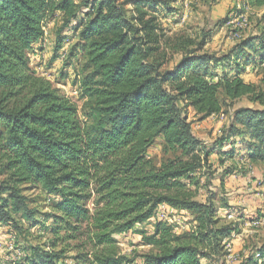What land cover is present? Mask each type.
<instances>
[{
	"label": "trees",
	"instance_id": "16d2710c",
	"mask_svg": "<svg viewBox=\"0 0 264 264\" xmlns=\"http://www.w3.org/2000/svg\"><path fill=\"white\" fill-rule=\"evenodd\" d=\"M242 3L264 9V0ZM170 17H176L174 9L156 0H0V224L6 231L23 233L22 222L43 226L22 193L23 186H33L53 197L54 233L71 224L73 234L90 236V257L75 264H134L118 256L115 238L136 233L134 227L154 218L161 204L196 216L192 241L198 244L156 221L149 237L136 233L154 249L140 256L142 264H203L219 255L220 243L236 231L217 229L219 208L195 200L202 182L196 173L211 156L220 166L234 158L238 145V156L264 167V94L243 79L264 65V31L223 54L203 53L206 36L194 50L192 41L183 40L169 49L159 21ZM56 19L52 60L70 42L76 43L70 51L78 46L85 60V76L76 81L86 99L83 123L77 106L30 67ZM168 50L181 56L163 69ZM242 98L260 107L234 109L221 135L202 147L182 109L202 122L220 118L224 106ZM158 138L179 157L157 165L148 159ZM231 173L225 169L220 178L224 182ZM231 208L223 203L221 209L235 216ZM29 251L28 264H67L53 246ZM258 253L243 264H264V247Z\"/></svg>",
	"mask_w": 264,
	"mask_h": 264
},
{
	"label": "rangeland",
	"instance_id": "374dc122",
	"mask_svg": "<svg viewBox=\"0 0 264 264\" xmlns=\"http://www.w3.org/2000/svg\"><path fill=\"white\" fill-rule=\"evenodd\" d=\"M156 1L169 5L175 11L176 17L159 21L160 27L164 31L165 39L170 41L167 45L169 49L174 43L183 40L192 41L194 46L189 48V50H194L203 37L206 36L204 39L208 43L203 53L216 55L217 53L229 51L238 41L257 37L261 31H264V9H246L243 7L242 0ZM185 2L189 4L187 8L184 6ZM59 26L60 21L58 19L48 25L43 49L38 52V59L30 56V67L52 83L60 95L69 98L77 106L78 117L83 123L87 119L88 111L85 108L86 99L83 100L77 92L76 81H82L85 76V60L83 59L82 50H79L78 46L74 52L70 51L71 47L76 44L74 42H70L60 58L56 61L52 60L55 31ZM165 53L167 63L163 69H171L180 59L181 54L171 52V50ZM70 55L73 56L71 57ZM246 81L252 82L251 84L255 87L256 92L264 94V65L260 66L258 71ZM219 99L223 102L222 94L219 95ZM179 106L183 108L181 103ZM241 107L260 106L252 103L248 98H242L234 102L232 107H223L225 115L223 120L216 117L207 119L204 123L198 120L191 109L183 108L182 110L191 125L193 136L202 143V147H209L216 139L215 129L217 126L221 133L225 128L229 113ZM179 155L178 152L166 150L162 138H158L148 150L147 157L157 165L161 162L173 160ZM199 155L203 158V152H200ZM218 166H220L218 158L216 160L215 157H210L208 164H203V168L197 171L196 175L201 176L202 182L196 188L197 190L194 191L196 194L195 200L201 204L212 203L216 208H219L218 213L214 217L217 229L231 227L236 232L220 243L218 256L203 258L202 263L243 264L249 257L255 256L264 247V180L257 182L256 189L258 190H254L250 195L258 196L253 202L252 212H248L244 203L239 204L237 202L239 196L230 192L229 183L226 182L227 179L223 182L222 178H220L223 175V170L220 173H216ZM242 171L244 170H240V172ZM4 180L5 177L0 176V185ZM22 193L27 198L29 208L35 211L36 219L43 221V226H27V224L22 222L21 226L24 228V232L19 234L13 231H6V227L0 224V264H28L26 256L30 253L29 249L36 247L50 251L53 246L54 252L61 251L63 253L62 259L66 260L67 264H75L79 257H90L93 244L90 242L88 234L83 236L73 234L71 231L73 225L71 224L66 226L65 229L61 228L58 234L52 231V228L55 229L57 227L53 224L55 221L53 217L57 215L54 209L53 197L44 193L40 187L33 186H23ZM223 203H228L232 207L231 210L236 211L237 214L232 217L223 214L224 210L221 209ZM161 205L170 207L166 204ZM88 208L91 210L92 206L88 204ZM244 211L248 214H244ZM158 215L156 211L154 218L145 224L135 226L134 231L136 233L145 232V237H149L153 233L155 222L161 221L171 228L173 235L184 238V241L198 244L192 241V236H194L199 227L196 222V216L193 213L174 209L172 213H164V217H159ZM59 225L61 226V224ZM81 229V231H84L86 226ZM136 233L130 232L123 237L117 236L115 238L116 248L118 256L125 257L129 261L135 260L134 264H142L140 256L151 254L154 249L143 244L142 236ZM71 235H77V238L67 240ZM238 237H240L242 245L239 252L233 248V241ZM202 249L204 253L208 251V249ZM231 256L232 258H230Z\"/></svg>",
	"mask_w": 264,
	"mask_h": 264
},
{
	"label": "crops",
	"instance_id": "0c3cea01",
	"mask_svg": "<svg viewBox=\"0 0 264 264\" xmlns=\"http://www.w3.org/2000/svg\"><path fill=\"white\" fill-rule=\"evenodd\" d=\"M46 34H47V30H46ZM217 54H223V53H217ZM258 69L252 72L248 70L247 74L243 76L244 81L246 83L251 84L252 82L250 83V81H246V79L250 78L253 74H255L258 71ZM210 118H216V117L212 116ZM205 121H202V123H204ZM218 131L219 128L217 126V128L215 129L216 137L221 135L220 133H218ZM236 148H237V150L235 151L236 156L232 159H226L223 165L217 167L216 173H220L226 167L227 169L232 171V173L229 174L231 176H229L226 180V182L229 183L228 185L230 188V192H232V194L239 196L237 202H239V204L244 203L245 207H247V211L252 212L254 206L253 202H255L256 200L255 198H257L256 196L258 195L255 196L253 195L250 196V195L254 190L255 191L258 190L256 189L257 182L260 180H264V167L260 164H250L247 160L242 159L241 158L242 156L241 155L238 156V154L243 153V147L241 145H238L236 146ZM211 157H215L216 160L218 158L216 155ZM240 170H244V171L240 172ZM244 214H248V213L244 211ZM241 246L242 245L240 243V237H238L235 239V241H233V248L235 251L239 252Z\"/></svg>",
	"mask_w": 264,
	"mask_h": 264
},
{
	"label": "built area",
	"instance_id": "2783aa9c",
	"mask_svg": "<svg viewBox=\"0 0 264 264\" xmlns=\"http://www.w3.org/2000/svg\"><path fill=\"white\" fill-rule=\"evenodd\" d=\"M184 6L187 8L189 6V4L187 2H185ZM45 34H46V29H45ZM220 119L223 120L224 119V115H221ZM218 133H220V131H218ZM166 212H171L172 213V212H174V209L170 208V207H167L165 205H160L159 209H157V215L160 214V215H158L159 217H164L163 215ZM230 217H232V216H230ZM230 258H232V256ZM255 258H257V259L259 258V253L258 252L255 254Z\"/></svg>",
	"mask_w": 264,
	"mask_h": 264
}]
</instances>
